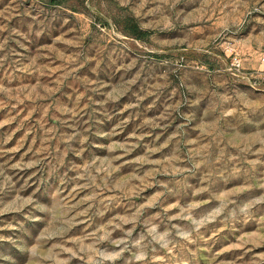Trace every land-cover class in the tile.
Returning a JSON list of instances; mask_svg holds the SVG:
<instances>
[{"label":"rangeland","instance_id":"obj_1","mask_svg":"<svg viewBox=\"0 0 264 264\" xmlns=\"http://www.w3.org/2000/svg\"><path fill=\"white\" fill-rule=\"evenodd\" d=\"M264 0H0V264H264Z\"/></svg>","mask_w":264,"mask_h":264},{"label":"built area","instance_id":"obj_2","mask_svg":"<svg viewBox=\"0 0 264 264\" xmlns=\"http://www.w3.org/2000/svg\"><path fill=\"white\" fill-rule=\"evenodd\" d=\"M262 59H263V61H264V54H263V56H262Z\"/></svg>","mask_w":264,"mask_h":264}]
</instances>
